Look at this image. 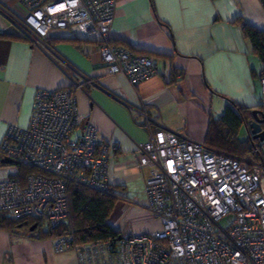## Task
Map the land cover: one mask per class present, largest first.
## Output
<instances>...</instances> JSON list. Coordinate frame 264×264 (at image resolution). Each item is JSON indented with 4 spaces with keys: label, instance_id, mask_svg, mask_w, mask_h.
Masks as SVG:
<instances>
[{
    "label": "built area",
    "instance_id": "obj_1",
    "mask_svg": "<svg viewBox=\"0 0 264 264\" xmlns=\"http://www.w3.org/2000/svg\"><path fill=\"white\" fill-rule=\"evenodd\" d=\"M24 14L8 17L32 43H47L61 30L96 43L110 74L137 87L155 74L152 56L112 41L116 0H15ZM52 50V49H51ZM73 86L38 89L27 126L8 125L0 144L13 176L0 179V209L16 218L41 219L50 227L68 221L69 187L107 192V144L78 113L74 90L92 79L76 70ZM264 111V67L258 75ZM149 127L153 118L141 111ZM245 159L206 146L171 129L150 132L133 152L147 166L146 208L159 227L111 240L78 241L69 226L55 237L56 251L71 250L77 264H264V131ZM18 163L37 169L24 176ZM227 217L225 226L221 219Z\"/></svg>",
    "mask_w": 264,
    "mask_h": 264
},
{
    "label": "crops",
    "instance_id": "obj_2",
    "mask_svg": "<svg viewBox=\"0 0 264 264\" xmlns=\"http://www.w3.org/2000/svg\"><path fill=\"white\" fill-rule=\"evenodd\" d=\"M15 3L0 0L18 14ZM237 18L264 29L260 0H116L112 41L155 61V74L134 87L125 75L107 71L95 42L61 30L46 40L51 50L32 43L0 12V33L8 34L0 35V144L9 124H29L38 89L71 87L76 70L82 72L95 84L75 88L78 113L107 144L108 184L124 193L106 222L120 236L158 228L146 208L149 168L135 166L136 147L161 127L203 142L214 101L218 115L231 101L258 107L262 64ZM143 106L156 120L149 127L135 111ZM243 131L241 141L248 135ZM9 165L0 166V179L13 176ZM54 240L0 228V264H77L73 251L55 250Z\"/></svg>",
    "mask_w": 264,
    "mask_h": 264
},
{
    "label": "trees",
    "instance_id": "obj_3",
    "mask_svg": "<svg viewBox=\"0 0 264 264\" xmlns=\"http://www.w3.org/2000/svg\"><path fill=\"white\" fill-rule=\"evenodd\" d=\"M260 2L264 9V0H260ZM236 21L243 35L249 40L252 52L258 57L262 67H264V29H258L241 18H237ZM0 35L8 36L6 33H0ZM125 47L131 49L128 46ZM133 51L137 52L136 50ZM138 52L147 53L144 51ZM250 118V107L231 101L217 118L210 114L203 143L208 147L222 150L235 156L243 157L247 154L249 159L259 158L260 155L251 153V148L257 142L256 139H253L250 134L243 141L238 138V129L240 126H244ZM1 165L4 164L0 161ZM17 166L20 176L37 171L32 166H24L20 163ZM68 192L70 202L68 221L56 227H50L41 219H16L0 209V228L8 231L23 230L37 238H45L61 235L70 226L78 241L111 240L119 236V232L113 230L106 220L112 211L115 201L118 198H124V193L121 190H116L114 187L109 186L107 192H100L84 185L71 184ZM33 224H36V226L30 231L29 227Z\"/></svg>",
    "mask_w": 264,
    "mask_h": 264
},
{
    "label": "water",
    "instance_id": "obj_4",
    "mask_svg": "<svg viewBox=\"0 0 264 264\" xmlns=\"http://www.w3.org/2000/svg\"><path fill=\"white\" fill-rule=\"evenodd\" d=\"M259 109L253 108L251 109V118L245 123L244 127L247 130L248 134L251 135L253 139L262 140L263 139V131L261 130V119L258 117ZM0 161L3 164H12L13 161L9 157H1ZM36 224H33L29 227V230H33ZM120 237V235L118 236Z\"/></svg>",
    "mask_w": 264,
    "mask_h": 264
},
{
    "label": "rangeland",
    "instance_id": "obj_5",
    "mask_svg": "<svg viewBox=\"0 0 264 264\" xmlns=\"http://www.w3.org/2000/svg\"><path fill=\"white\" fill-rule=\"evenodd\" d=\"M17 4V5H16ZM14 11H16V12H18V14L19 15H22V14H24V9L21 7V5L20 4H18V3H15V9H13ZM256 92H257V94H258V96H259V88L257 87V89H256ZM260 103H261V97L259 98V102H258V107H257V109H261V107H260ZM221 105H219V103H216V101H214L213 103H212V105H211V115L214 117V118H217V116H218V113L220 112V107ZM220 115V114H219ZM243 125L242 126H240V128L238 129V134H241L242 136L244 135V131H243ZM245 159H249V157H248V155L246 154V155H244L243 156ZM242 157V158H243ZM9 166H11V165H9ZM4 168V167H3ZM227 221H228V218L227 217H225V218H223V219H221V221H220V223H221V225H223V226H225L226 224H227Z\"/></svg>",
    "mask_w": 264,
    "mask_h": 264
},
{
    "label": "flooded vegetation",
    "instance_id": "obj_6",
    "mask_svg": "<svg viewBox=\"0 0 264 264\" xmlns=\"http://www.w3.org/2000/svg\"><path fill=\"white\" fill-rule=\"evenodd\" d=\"M258 117L261 119V130L264 131V111L262 109H259Z\"/></svg>",
    "mask_w": 264,
    "mask_h": 264
}]
</instances>
